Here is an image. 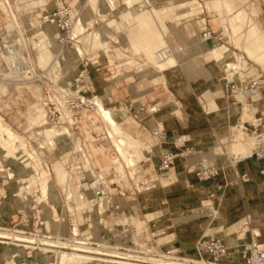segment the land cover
<instances>
[{"label": "rangeland", "instance_id": "rangeland-1", "mask_svg": "<svg viewBox=\"0 0 264 264\" xmlns=\"http://www.w3.org/2000/svg\"><path fill=\"white\" fill-rule=\"evenodd\" d=\"M24 1H25L24 3H30L31 5H36V9L38 10V12H40V14H42V11H44L45 9H50L56 4L55 0H46L47 5L45 7H42L41 5L44 2L41 0H24ZM59 1H65L70 4L72 0H57L58 4H59ZM90 1L91 0H78L79 7L77 9L73 7V4L71 2L72 11H73L72 13L76 15V23L78 25L77 26L75 23V27L77 26L76 27L77 30L74 27L75 33L76 31L78 32L76 34H79L80 32V35L76 38V39L79 38V43L76 42V44H78L81 47L84 58H88L90 60L93 57H95L92 60H96V59L101 60L100 62L101 64L103 63L107 64V69L112 68V70L107 71L106 68L103 69L102 66H99L101 69L105 70L104 72L105 76H102V79L106 80L109 76H112V74H110L111 71L112 73L113 72L116 73V70L119 69V73L122 75V78L119 80L117 84H115L114 82L111 83L112 89H115V90L111 89V91H114V93H116L118 90H121L122 88L132 87V89H134L133 87L135 84L140 85V88L142 90L139 92H131L127 96L120 95V94L112 95L113 97H117V100H114L116 104L113 103V105H116L117 108L120 106V104L123 105L126 102H131L133 104L141 105L144 110H140L141 111L139 113L140 120L138 121V123L144 122V124L150 125L152 127V130L147 131L146 129L142 127L136 128L137 130H135V127L133 126L134 128H131V131H134L133 137L131 135L127 136V134L124 132L121 133L123 134L122 136L126 138L127 142L129 141V143H132L133 140L134 141L136 140L135 142L136 144L134 143V145H137L138 143L142 141V143H140V145L137 146L138 147L137 150L138 151L141 150V151H139V153L137 152L138 155L136 154L133 156L135 158V159L133 158L135 162L134 163L135 168H133L134 165L127 166L125 160L121 156H119L117 152L115 151L113 143H111L112 140L110 137H108L109 135H107L108 134L107 131L109 128L108 125L106 126V123H103L105 124L104 126L97 124L95 126V129H93L94 135L97 138H102V140L99 139V141H96V142L104 143L105 146L108 148H111L112 146L114 153L110 155L112 156L115 154L116 156H118L117 162L115 164H112L110 162L111 156L109 155L108 166L111 169H109L108 172H105L104 174H102L101 172L102 170L98 171L97 168L93 169L91 165L92 162L90 159L92 158V154L88 151H85L84 149V145H83V142L85 140L84 134L89 133L88 132L89 124L87 122L81 121L80 129L78 128L76 130H72L71 132L69 130H67V132L59 133V134H55L53 132V134H55L54 136H51L53 135L51 133L50 135L51 138H49V141H50L49 147L53 145L56 140L63 138V137H64L63 141H65L66 143H61L53 147L51 150L49 149L47 152H43L41 151L40 149L41 145L39 144L40 140L42 139V133L38 132L37 130L32 132L31 128L26 127L27 126L26 123L27 124L28 122L32 123L33 120H31L32 118L30 119L31 114L28 111H26L24 103L23 102L20 103L21 101L18 99L15 100L14 103H12L8 100L9 95L5 93L0 94V100H3V103H1L0 101V107L8 109L6 110L7 116L4 117V121L9 123L17 131L15 133L19 135V138L22 140V142H25V139L31 142V145L37 150V152L41 156L42 161L47 163V165L49 166L51 170L50 171L49 168H46L44 165H43V168H39V170L41 171L44 170L47 172V176H46L47 181L45 182V185L48 190V198L46 199L45 202H48L47 203L48 209H51V210L56 209V211L50 212L49 210L41 206H39L38 208L36 207L31 208L33 204L35 203V200H37V198L39 197V192L36 190V187H34V183L32 182H30L28 184L27 189H25V191H28V190L29 191L28 192L23 191L22 195L19 197H16V199L15 197H13V195L21 191V190H17L19 187V184H17L16 182H13L11 184H3V187L7 185H11V186L5 187L6 198L3 200L2 199L0 200V202H2L0 206V212L3 214V216H0V226H5L11 229L20 228L19 226H14V223L12 222V221H15L16 223L18 222L17 221L18 219L16 217L17 210H20L22 208L24 209L30 208L31 211L28 212V214L33 215L35 214V210L38 209V212L43 215L44 220H48L49 218L51 219V221H49V225L51 228L50 230L54 232L53 233L54 235H56L55 232H57L58 235L65 236L67 238H70L71 236L74 235L76 237V240H79V238H86V240L98 241L99 243L102 242V243H105L106 245L108 244L111 246L112 245L119 246L120 244V246L128 247L132 253H136L139 255L147 254V256H152L155 258H181L182 257L184 258V260L185 258L188 259L190 256L192 257L193 255L190 254L191 253L190 249L183 250L181 241L185 238L184 237L182 238L180 236L181 232L178 228L185 229L183 234H188L190 230H192L193 223L201 225L203 230L208 229L207 228L208 216L209 214L212 213V211H214V208L212 206L213 202L210 201L212 199L208 197V192H207V189L213 188L212 185H210V179L212 178L202 177V179L199 180L198 176H196V172L200 166L202 165L206 166L211 161L203 157V154L208 153L209 144H211V141L216 140V137H213V136L211 137L193 136L191 133L193 122L192 120H190V118L194 115H197L196 125L199 127L207 125L208 124L207 121L210 120V116L212 114L207 110V108H209V103L210 104L211 102L213 103V100L215 97H217L215 98V101L217 103H219L220 100L225 99L228 103V107L232 109L231 99H230L231 95L229 91L224 87V83L227 80L233 79V78L230 77V75L232 74L230 73L231 71H229L230 70L229 68L225 70L221 68L219 65H216L215 63L212 64V68L210 70H206L204 68V72H201V73L206 78H212L214 80V84L220 89V91H217L216 93H214V95L216 94V96H214V98L211 99L210 102L208 103L207 97L204 94H201L200 96L198 92L190 90V87H189L190 79L188 78V75L182 70V64H184L186 61L191 60L192 58H196L198 63L202 67H205L207 65V62L209 61L207 59H206L207 62L205 61L204 55L207 56V52L213 48L212 45L209 43V39H213L215 46H221L224 48L226 47L225 49H228L229 51H233L236 55L238 54L237 56H241L245 59L247 64L242 67L244 73L247 72L249 74L250 72L249 75H252L257 72H264V68L261 64L248 58L245 55V53L240 51L241 49H239L236 43L237 42L236 36L239 32L234 34L235 35L234 36L233 35L234 32L230 29L231 22L229 18L232 16V13L226 12L223 8L222 9L219 8L217 15H215L214 12H207L206 9L204 8L203 12H201L200 14L197 13L198 17L203 18L204 20L201 23L196 24V26L190 25L188 27L189 29L188 34L183 32L181 33V37L176 40V42L182 46L184 43H189L194 40L203 41L200 32L201 30H203L204 27H210L211 30L214 32V34H212L211 38H209L208 40H205V45L203 47H200L197 50V53L194 54L190 49H187L185 53H184V50H182L179 53L176 52L174 50L175 47H173L172 40H169V42L172 43L171 45H169L167 41L168 37L166 38V36H167V28L169 27V30L174 28V25H175L174 22L180 21L182 24H180L178 28H181V26L185 24L184 21L186 18H191L189 20L190 22L197 20L198 18L194 19V16L196 17V12L194 13V11L193 12H191V10L186 11L184 8L183 9L180 8L179 11H181L182 13L181 12L176 13V10H175L174 11L175 13L174 12H171L172 14L165 13V14H162V17L159 15L158 17L157 15L155 17L154 8L159 7L160 5H164L162 4V2H159V0H157L156 2H153L151 5L148 6V0L147 2L144 0H134L137 3L138 2L143 3V5H145V7L148 10L149 8H151L150 13L151 12L154 13L153 14L154 17L152 18L150 15H148V26L150 25L149 28L147 24L146 26L137 25L134 22L135 23L134 25L132 24L133 22H131L132 28L130 27L131 24L129 23L130 29L126 31L122 27L117 25L119 23V20L117 18L119 16L120 8H117L116 3H114V5L112 4L113 5L112 6L110 5L108 1L105 0L106 4L102 6V5H98L99 0H95L97 3H95L94 0H92L91 2ZM119 1L121 2L122 0H119ZM124 1L125 0H123L122 3H125ZM177 1H188V0H177ZM199 1L201 3H205L204 2L205 0H199ZM211 1H214V0H211ZM9 2L11 4V8L13 7V9L10 8V10L13 13L15 12L14 15L19 23V28H22L20 29L21 31L20 33H22L26 28H28L27 25L29 21H27V18L24 17V14H25L24 12H26V10L27 11L29 10L25 6L16 5L17 4L16 0H9ZM234 2H235V7H234L235 11L239 8L247 9L248 2H252L253 4L261 7V11L260 13H258V15H255L253 13H250V15L252 16V18H254V20H257L259 22L261 29L264 33V0H234ZM91 3L93 5L95 3V6L97 4L95 12H94L95 6L91 7ZM156 4L157 6H155ZM88 5L90 6V8H86V9H88V12H89L88 14L90 17L88 16V19L87 20L85 19L86 20L85 22H81L80 20L78 21V13H80L81 10L84 9ZM121 9H123V5L121 6ZM183 10H185L184 11L185 13L183 12ZM105 11H109L110 14L106 15L104 13ZM219 11L220 13L222 12L221 14L223 15H220ZM8 12H9V8H8ZM19 12L21 13L19 14ZM186 13H188L190 16L187 15ZM166 15H171V16L173 15V16H172V21L168 23V26L164 27L163 19ZM176 15H177V18L174 17ZM182 15H186V16H182ZM0 16H3L1 11H0ZM220 16H223L224 18L226 17L225 19L223 18V20L229 23H226L224 21L221 24L220 22L222 19L220 20L221 18ZM173 17L176 19H174ZM159 20H161L162 22H160ZM0 24H3V23L1 22ZM151 26H154V28ZM225 26L227 28H225ZM50 28H51V32L52 33L55 32V36L57 37L58 32L53 27L50 26ZM97 28H105L110 32V34H108L107 37H109L108 41H109V45H111L110 49H112L113 51L112 56H116V57L121 56V55H126V54L128 55L129 49H128L127 37L130 40L131 35H134V33L136 34L139 33L137 37L133 38V39H136L135 43L137 45L134 47V49L130 50L133 56H131V59L129 60L128 63H126V65L123 64L124 63L123 59H120V60L115 59L113 63L107 62V55L103 53L104 50H109V49H104L106 46H108L107 38H102L99 32L97 33L98 35H96L97 37L95 38L96 42L94 41V39L92 40L93 42H95V44H93V42L88 43L87 40L82 39V38H85L87 33L91 32L92 30H96ZM135 28L137 30H135ZM144 28L147 30H145ZM244 28L242 27L243 30ZM139 29L140 30L144 29V30L143 31L141 30L139 32ZM82 30H84L83 33H82ZM243 30L240 31L238 36L242 33ZM120 31H123L124 33L121 36H119V39H121V41L119 42L120 44H119V43H115L114 40L117 39L116 35H119ZM128 31L129 33L132 31L129 36L126 33ZM230 31L232 32V34ZM159 32L161 33V35L163 33L164 34L161 36ZM143 33H146L145 36L141 35ZM150 33L152 34L151 36H150ZM8 34L10 36H16V32L13 29ZM156 34H159V36L157 35L158 38H156L155 36ZM24 35H25L26 40H25V43L22 41L21 44L23 43L25 44L23 47L29 51L30 58L36 64H39L41 62L40 64L42 66H46L45 64H48L50 62L49 60L54 58L53 50L55 48L52 46L53 44L52 43L49 44L46 41V44L51 47V51H52L51 56L50 55L47 56L46 54H44L43 56H40L37 59V57H35L36 55L34 53L33 46L31 45V41L29 39L30 37L29 32L24 31ZM139 35L141 38L139 37ZM146 35H148V37L150 36L149 37L150 39ZM142 36H144V38ZM146 37L148 39H146ZM218 37H220L221 39H219ZM84 41L87 42L88 45L92 44V46H90L91 50L87 46V43L84 44ZM148 42H149V46H147ZM164 42L166 45H168L169 49L172 51V55H173L172 57L174 58L172 59L171 57V60H174V62H176V65H178V69H180L183 72L184 81L186 84L185 88L183 86L180 87L182 96H184L185 98L178 96L177 99L183 105L184 112L188 116V118L186 119V121H183V119L180 117L181 116L180 113H176L175 116L172 118V122H173L172 128H167L165 123L169 115L171 114V112L177 109L176 104L172 102L170 104L163 105L162 103H165V101L167 100L166 92L157 85L156 86L150 85L147 78H137V72L133 69V68H135L136 70L142 69V64L144 61H147V64L151 65V62H149L150 57H147V56H151V53L154 52L157 48H159L162 45H165ZM72 43L73 44L71 46L68 45V46L62 47L61 50L62 52H65V51L67 52V59H73L71 63L74 66V62H75L74 60L77 59L75 48H77L78 46L75 45L73 41ZM143 43L146 45H144ZM99 44L102 46H100ZM94 45L97 47L95 48ZM144 49H147V50H144ZM97 54H99L100 56L98 57ZM103 58H105L104 61H102ZM56 59L58 60V63H59V57H57ZM129 64L131 65V67H129ZM0 65H2L1 61H0ZM60 65L61 63L59 64V66ZM117 65H120V66L118 68H114ZM72 69L69 70V73L71 75H69L68 78H71L73 74ZM143 69L154 71V69L151 66H148ZM91 70L93 74L97 72L95 67L93 66H91ZM1 75L2 74L0 72V77ZM129 77L135 80L133 82H129L128 80ZM4 83L5 85H7L8 91L13 89V87L16 85L14 84L13 81L12 82L5 81ZM26 83H29V82H26ZM94 84H95V89H98L99 85L96 82V80L94 81ZM148 89H150V91H147ZM211 89L213 90L214 87H211ZM95 97H97L99 100H102L100 96L97 94L95 95ZM140 97H143L142 100L138 99ZM201 97L203 98L202 99L203 102H201L200 100ZM191 101H194V103L196 102V104H192ZM204 102L205 103L207 102L208 107L207 106L204 107L205 106ZM198 103H200V108L204 107L206 109L205 112H201L202 110L200 111ZM254 107L256 108V106H253L251 109H253ZM119 110H121L120 107H119ZM232 110L235 113V110L234 109ZM17 113H19V115ZM83 114L85 116H88V121L91 123L96 122V120L98 119H101V117L97 115L96 111L95 112H84ZM126 115L130 116L128 114ZM249 118L250 116L243 115V117L240 118V120L241 119L248 120ZM237 120H238V116H235L234 120L232 121L228 120L223 126H226L228 125V123H231L234 128H237L238 125L235 126V124H237ZM159 122L163 123L164 125L163 129L159 127L158 125ZM105 126L107 128H105ZM227 128L228 126L223 127L222 129L218 130V134L220 135L222 140L224 139L223 141H225L226 138H227V141L231 139L233 141L235 134L231 133L229 130H227ZM55 129H59L60 131L63 130L57 127ZM121 130L125 131L123 128H121ZM167 130L170 131L169 134H167ZM154 132H156V134H154ZM220 132L223 134H221ZM68 133H70V135ZM119 134L120 132L116 135L119 136ZM103 136H105V139H103ZM66 137H70L71 139L68 141ZM183 137H185L184 140H182ZM127 138L130 140H128ZM131 139L133 140L131 141ZM72 140L75 144L72 142ZM198 140H201V142ZM188 141H190L191 144L185 145L186 142ZM232 141L230 142V145L231 143H235V141L237 142V140L235 139L233 142ZM228 144L229 142H225L223 145L224 146L226 145L227 147ZM255 144H256V138L254 137L252 145H250L248 148H251L252 146L254 147ZM17 145L19 146L18 153L25 154L26 152H24L23 147L21 146V141H18ZM69 145L70 146L72 145V147L74 146V148H72L73 153L70 155V159L68 158L70 160L69 161L70 166L66 167L60 160H61L63 149H66V147ZM76 145H78L81 150ZM161 145H162V148L164 147L165 149L170 148V146L173 147L174 150L172 152L176 154V156L174 157L173 162L171 164V166H173L174 168V172L171 173V179L168 182L162 183L160 185V188L158 189L159 193L155 195V199L159 202L158 207L160 208L161 206L162 210L161 212L156 214L155 220H158V221L154 222L153 220H149L146 214L148 212H151L156 206L155 205L150 206V207L147 206L145 204V200L146 199L150 200L149 191L152 189L153 192H155L156 189L150 184V182H147L149 180V174L145 173V170L148 167H152V172L155 176H161L162 179L168 178L169 174L167 172L160 174L157 171L158 162H155L154 160L151 161L148 155L149 154L148 151L150 148L157 147V149L159 150H157L156 152L158 153V158H159L160 152L163 150V149L161 150ZM230 145L228 146V150L231 152V150L229 149ZM187 146L193 148L194 152L192 154L185 155L183 153L184 148ZM78 150L80 153L77 152ZM2 152H3V149L0 147V154ZM234 152L239 153L238 150H235ZM8 161L10 162L9 159ZM93 162H94V159H93ZM15 164H16V161L12 160V162L9 163V166L13 167ZM52 164L53 165L55 164L56 166L54 165L52 167ZM90 165H91V168L94 170V172L98 171L97 176L95 173H89L88 167H90ZM31 166H32L31 164L28 165L27 171L29 169H32ZM82 167H83V171L80 172V168ZM56 168H58V170H56ZM59 168L60 169L63 168L64 170H66L65 172L66 174L69 172L68 175L70 174L69 175L70 177L66 174L64 175V172L62 170H59ZM118 168H120V170ZM105 169L106 168H103V170ZM58 171L60 172V174L63 172V176H67L69 178L65 179V177H62V174L60 176ZM55 172L58 174H56ZM72 173L75 175H73ZM10 174L11 175L7 176L9 183L14 180L19 179V177L15 173L12 172ZM100 174L101 176H103V178L101 177L99 178ZM54 175H55V179H54ZM136 175L139 176V177L137 176L138 179H135ZM56 176L60 177V179L58 177L56 178ZM3 177H4L3 173H1L0 182L2 181ZM62 178H64L65 180ZM111 179L113 180V182L110 181ZM69 182L72 185L71 187L75 189H77V186L79 184L78 182L84 184L86 186L84 189L89 190L90 194L93 195L94 199H96V197L93 194V190L90 186V183L93 185L109 184V186L113 188L112 191L109 189H106L105 195H101V196L104 198V200L107 199L106 202L108 204H109V201L107 197H111V198L115 197L117 198V202L114 203L110 208H107L108 207L107 203L105 202L106 205H103V202L100 199L101 197L98 196V199L96 200V204L94 205L91 198L86 197L83 192L78 191V193L83 194L84 197L83 199L78 200L73 203V206H74L73 210L75 213V217L77 216L76 217V220L78 221L77 223L78 225H81L83 227V230L79 231L78 233H73L71 216L69 214L68 205L65 199V196L67 195L65 194V192H67L66 185ZM63 184H64V189H63ZM200 185L203 188H200ZM2 194H4V192H2ZM24 194H27V201L25 202H23ZM195 199H196V203L193 204L192 201ZM85 200L88 202H86ZM3 202L5 203V206ZM85 202L89 203L88 206L86 205ZM82 203H84L83 204L84 206L82 205ZM102 205L103 207H101ZM76 211L77 212L80 211V213L79 212L76 213ZM192 211L197 215V218L194 219V221L192 217L193 215ZM58 213H62L61 217L63 218V221H61V224H60L61 226H59L58 223L55 222L58 220L57 218ZM82 218H83V221H82ZM136 218H139L143 223V230H144L143 234L140 230L139 222L136 221L134 225L132 221V219L134 220ZM91 223H93L94 225H92ZM37 228H39V226H36V224H33L32 219H30L28 222L27 231L34 232V230H36ZM228 229L230 230L231 228L229 227ZM94 232L95 233L98 232L99 240L96 239V236L95 238L90 237V235ZM168 235L171 236L174 243L169 241L170 239L169 240L164 239V237ZM247 235H248V229L247 231L243 232L242 239L244 240L247 237ZM191 241L193 242L192 246L194 248L196 240H191ZM10 247L11 246L3 245L2 249H4L7 254L9 250H11V252L14 251V249L12 250L10 249ZM34 256L35 258L38 259V262L41 264L54 261V259L52 258L53 257L52 255L47 258H46V255L45 257H41V258L39 257V255H34Z\"/></svg>", "mask_w": 264, "mask_h": 264}, {"label": "bare ground", "instance_id": "bare-ground-1", "mask_svg": "<svg viewBox=\"0 0 264 264\" xmlns=\"http://www.w3.org/2000/svg\"><path fill=\"white\" fill-rule=\"evenodd\" d=\"M55 1H56L55 3H57V0H55ZM106 1H108L110 3V5H112V4L114 5V3H116V5L119 6L120 8H121V4L123 5V10H121V12L117 18L119 20V23L117 25L124 24L126 26L127 30L130 29L132 24L135 25V23L137 25H145V26L147 24V26H148V15H150L152 18L154 17V15H155V17H156V15H157V17H158V15L162 17V14H165V13L172 14L171 12H174L175 10H176V13L177 12L180 13L181 12V11H179L180 8H182V9L184 8L186 11L187 10H191V12L194 11V13L196 12V15H197V13L200 14L201 12H203V10L205 8L207 12H214L215 15H217L219 8H221V9L223 8L226 12L232 13V16L229 18V20L231 22L230 23L231 24L230 29L234 32L233 35L238 33V32L240 33V31L243 30L242 27L244 28V26H245L242 33L239 36H238V34H239L238 33L236 36L237 37L236 43H237V46L239 47V49H241L240 51L245 53V55L248 58L252 59L253 61H255L259 64H261L264 68V33L261 29L259 22L257 20H254V18H252V16H250V14L245 9H241L239 11H233V7L226 4L224 0H214V1L205 0L204 1L205 3H201L199 0L176 1L175 3H171L167 6L155 7L154 8L155 14L152 12L150 13L151 8H149V10H148L145 7V5H143V3H139V2L137 3L134 0H125L124 1L125 3H122L123 0L121 2L119 0H110V1L106 0ZM59 3H60V1H59ZM95 3H97V2L95 1ZM95 3H94V5L91 3V7L95 6ZM145 4H146V2H145ZM70 6H71V3H70ZM96 6H97V4H96ZM96 6L94 8V12H95ZM8 8H9V12H8ZM10 8H11V4H10L9 0H0V11L3 14V16H0V23L1 22L3 23V24H0V35L9 33L13 29L16 32V36H13V37L17 38V40L20 43L22 41L25 43L26 38L24 35V31L29 32L30 37H31V38L29 37V39L31 41V45L33 46V50H34V53L36 55L35 57H37V59L40 56H43L44 54H46L47 56L52 55L51 54V52H52L51 47L46 44V41L49 44L52 43L53 44L52 46H54V44L56 43V48L53 50L54 58L51 57L53 59H51V58H50L51 60L48 59L50 62L48 64H45L46 66H42L40 64L41 62L38 65L43 68V67H48L53 63L52 68H54V65L55 66L57 65L58 67H60L58 60L56 58L59 57L60 53H62V50H61L62 46L60 45L59 41H57L55 34L48 35V33H47L48 28L44 29V26L49 25V24L41 19L40 14L34 15L32 18H28V11L26 10V12H24L25 13L24 17L27 18V21H29V20L30 21L28 22V25H27L28 28H26L22 33H20L21 32L20 29H22V28H19V23H18L15 15H14L15 12L13 13L10 10ZM71 8H72V6H71ZM86 8H90V6L88 5V6H86ZM11 9H13V7ZM177 9H178V11H177ZM185 10H183V12ZM20 13L21 12H19V14ZM188 13H186V14L189 15ZM221 13L219 11V14L223 15ZM72 14H74V13H72ZM88 16L89 15L86 12L80 13V14L78 13V21L80 20L81 22H85L88 19ZM172 16L166 15L164 17V19H163L164 27L168 26V23H170L172 21ZM182 16H186V15H182ZM174 17L177 18V15ZM220 17H221L220 20L221 19L223 20L224 17L223 16H220ZM176 18H174V19H176ZM218 19H219V17H218ZM161 20H159V21L162 22ZM222 20H221V22L220 21H218V22H220L222 24L225 21V20H223V21ZM31 22H33L34 24L32 25ZM131 22H133V23L131 24ZM75 23H74V27H75ZM112 23H113V21H112ZM226 23H229V22H226ZM76 25H77V23H76ZM129 25H130V27H129ZM161 25H162V23H161ZM74 27H73L72 37L77 38L80 35V32H79V34H76L78 32L76 31V33H75ZM115 27H116V25H115ZM138 27H140V26H138ZM149 27H150V25L148 26V28ZM151 27L154 28V26H151ZM227 27H228V25H227ZM227 27L225 26V28H227ZM78 28H80V27H78ZM136 28H135V30L138 29V28L137 29ZM76 30H77V28H76ZM141 30L139 29V32ZM145 30H147V29H145ZM132 31H134V30H132ZM169 31L170 30L168 27L167 28V34L169 33ZM98 32H99L98 29L92 30L91 32L86 34L85 38H82V39L87 40L88 43L93 42L92 41L93 39L96 42L95 38L97 37L96 35H98L97 34ZM126 33L128 36L130 35L129 31ZM146 33H147V31H146ZM146 33H143L141 35L145 36ZM99 34H100V32H99ZM138 34L134 33V35H131L130 38L133 40V38L137 37ZM231 34H232V32H231ZM148 35H146V36L148 37ZM151 35L152 34L150 33V36ZM157 35L159 36V34L155 35L156 38H158ZM160 35H161V33H160ZM144 36H142V37L144 38ZM139 37H140V35H139ZM147 37H146V39L149 38V37L148 38ZM163 38H165V37H163ZM76 40H77V42H79V38ZM164 41H166V40H164ZM87 42L84 41V44H86ZM95 42H93V44H95ZM24 43L21 45L24 46L25 45ZM74 43H75V45L78 46L77 48H75L76 55L83 57V51H82L81 47L78 44H76V42H74ZM88 43H87V46L91 50L90 46H92V44L88 45ZM97 43H99V42H97ZM100 44H102V43H100ZM155 44H156V42H155ZM164 44H165V42H164ZM140 45H142V44H140ZM144 45H146V44H144ZM100 46H102V45H100ZM147 46H149V42H148ZM96 47L97 46H95V48ZM164 47L168 48L169 53L165 56L164 59L158 60L156 58V54L161 50V48H164ZM212 47L213 48L207 52V56L204 55L205 60L207 59L210 63H215L216 65H219L221 68H223L225 70H227L229 68L230 69L229 71H231L230 73L232 74V75H230V77L235 78L237 81H239L245 75L250 74V72L248 74L247 72L244 73V71H243L242 67L247 64L243 57L237 56L238 54L236 55L233 51H229L228 49H225L226 47L225 48L221 47V46H212ZM144 50H147V49H144ZM180 50H181V47L176 49L175 51L179 52ZM176 52H175V54H176ZM172 56H173L172 51L169 49L168 45H166V44L162 45L159 48H157L154 52H152L151 56H147V57H150V60L149 59L148 60H149V62H151V65L147 64V61H145V63L142 65V68H146L148 66H151L154 69V71L163 72L165 75H168L169 72L171 70L175 69L177 66L176 62H174V60H171ZM173 58L174 57H172V59ZM0 72L2 74L0 77V94L5 93V94L9 95L8 100L12 103H14L15 100H17V99L24 103L26 111H28L31 114L30 119L32 118L31 120L34 121V122L32 121V123L27 121L28 124L26 123V125H27L26 127L31 128L32 132L37 130L38 132L42 133V139L40 140L39 144L41 145L42 148L48 150L49 142H50L49 138H51V136H54L55 134L67 132V130L60 131L59 129H55L56 127H53L51 125H44L43 108H42L41 104L38 102V99L40 98V87H39V85H34L31 83H26V81H24V80H19L20 78H18L9 69L8 65H6V64L0 65ZM5 81H11V82L13 81L14 84H16V85L13 87V89L8 91L7 85H5V83H4ZM201 93L207 97L208 103L210 102L211 99L214 98V96H216V94L214 95V93H216V92H213L209 88H206L205 90L201 91ZM94 102L96 104L95 111H96L97 115L99 117H101V119L104 121L103 123H106V126L108 125V127H109L108 131H107V133H108L107 135H109L108 137L111 138V140H112L111 143H113L115 151L117 152V154L119 156H121L125 160L127 166H133L135 163L134 162L135 158L133 156L136 155L137 152L139 153V151H141V150H139V151L137 150V148H138L137 146L140 145V143H142V142H140V143L137 142L138 143L137 145H134L136 140L134 141L133 139H131V141L133 140L132 141L133 144L129 143V141L127 142L126 138L124 136H122L123 134H121V133L124 132L127 134V136H130V134L127 133L126 131L121 130L122 127L113 117L111 110L108 107H106L104 105L103 101L99 100L97 97L94 98ZM215 108H216V105H215V102L213 100V103L212 102H211V104L209 103V110H212ZM175 112L180 113L179 110H177ZM85 118L88 120V116H85ZM26 120H28V119H26ZM257 121H258L257 119L251 120L250 118L248 120L241 119L239 121L237 128L230 127V126H229V128H227V130H229L231 133L235 134L234 136L236 138L232 137L233 141H234V139L237 140V142L235 141V143H231L230 148H229L231 150L230 153L237 154L238 152L235 153L234 151L238 150L239 154L247 155L251 151L253 146L251 148H248V147L250 145H252L253 139L256 136L253 135L250 131H246L245 129L250 128L252 126V124H257ZM106 126H105V128H107ZM53 132L55 134H53ZM119 132H120L119 136L116 135ZM51 133L53 135H51ZM68 134L70 135V133H68ZM221 134H223V133H221ZM128 140H130V139H128ZM18 141H21V146L23 147L24 152H26L25 154H21V153L19 154L18 153V148H19V146L17 145ZM75 142H76V140H75ZM76 146L80 149V147L78 145H76ZM0 147L3 149L1 156L10 157L13 159V161H16V164L13 167H11V166H9V163H7L4 160V158H0V172H3V176H4L1 183H9L7 176L11 175L10 173H12V172L15 173L19 177V179H18L19 181L14 180L12 182H16L17 184H19V187L17 190H21V191L14 194L13 197H15V199H16V197L21 196L23 190L27 189L28 184L30 182H32V183H34V187H36V190L39 192V197H38L37 201H39L40 206L44 207L45 209L49 210L50 212L56 211V209H54V210L48 209V205H47L48 202H45L46 199L48 198V190H47V187L45 185V182L47 181V177H46L47 172L44 170L41 171L37 167L36 157L38 154H37L36 150L33 149L31 147V144H29L27 141L22 142V140L19 138V135H17L15 133L14 129H12L10 126L6 125L4 123V121L1 119V117H0ZM72 148H74V146ZM222 151L223 150H221L220 152H222ZM110 159H111L110 162L112 164H115L117 162L118 156H116L114 154L110 157ZM29 164L32 165L31 168L33 170L29 169L27 171V167ZM54 165L52 164V167ZM58 167H60V166H58ZM61 167H63V166H61ZM224 167L227 168V165L224 164ZM133 168H135V165ZM118 169L120 170V168H118ZM56 170H58V168H56ZM59 170H62L64 172V175L66 174L65 173L66 170H64L63 168H61V169L59 168ZM63 172L61 173L62 177H65V179L70 177L69 176L70 174L68 175L69 172L66 174L69 177L63 176ZM56 174H58V173H56ZM61 174L59 172L60 176H61ZM57 177L58 176H56V178ZM100 177L103 178V176H101V174H100L99 178ZM120 177H121V175H120ZM58 178L60 179V177H58ZM62 179H64V178H62ZM112 179L110 181L113 182ZM12 182H10V183H12ZM102 182H104V181H102ZM160 182H161V184L165 183V182H167V179L160 178ZM58 183H59V181H58ZM63 189H64V184H63ZM66 189H67V192H65V194H67V195L65 196V199H66V203L68 205L69 214L71 216L72 231H73V233H78L79 231L83 230V227L81 225H78V223H77L78 221L76 220L77 216L75 217V213L73 210V207H74L73 203L78 201V200L83 199L84 196H83V194L78 193V191L75 188L71 187L70 182L66 185ZM100 190L101 191H99L98 196L101 197L100 199L103 202V205H106L107 199L104 200V198L101 196V195H105L104 188H101ZM64 191H66V190H64ZM98 196L97 195L95 196L96 200L98 199ZM98 201H100V200H98ZM86 202H88V201H86ZM83 204L84 203H82V205ZM88 204L89 203H86L87 206H88ZM100 204H101V202H100ZM79 205H78V207H79ZM103 205L101 207H103ZM107 205H108V203H107ZM76 207H77V205H76ZM77 210H78V208H77ZM78 212L80 213V211H78ZM78 212L76 211V213H78ZM44 223L48 227L49 221L46 220V221H44ZM254 232L256 234H259V231L256 229H254ZM55 234L56 235H54L53 238H51V237H34V236L19 234V233L12 231V230L10 231V230H1L0 229V240L2 242H5L4 239L21 241V242H23V245L25 247H30V248H32L33 245L36 244L39 247V249L43 250L46 253L45 254L46 258L51 256L49 254V252H51L52 256H54V258H55L54 261H50V262L45 263V264H208V263H200V262H194V261L190 263V261L187 260L186 258H185V260L182 261L179 258H155L152 256H147V254L139 255L136 253H132L128 247L120 246V244H119V246H117V245L111 246V245L107 244L108 245L107 246L105 243H102V242L99 243L98 241H92V240H86V238H79V240H76V237L74 235L71 236L70 238H67L65 236L58 235L57 232H55ZM201 240L202 239H198L195 242V245H194L195 255L199 251V245H200ZM10 249L13 250V248H11V247H10ZM66 249H68V250H66ZM7 254L8 255H7V258H6V261L4 264H16L17 258H18V250H14L12 252H11V250H9V252H7ZM56 258H57V260H56ZM241 264H244L243 256H242V263Z\"/></svg>", "mask_w": 264, "mask_h": 264}, {"label": "crops", "instance_id": "crops-1", "mask_svg": "<svg viewBox=\"0 0 264 264\" xmlns=\"http://www.w3.org/2000/svg\"><path fill=\"white\" fill-rule=\"evenodd\" d=\"M149 1L150 0H148V3H149ZM156 1L157 0H155V2ZM176 1L177 0H159V2H162V4H164V5H160V6H167L171 3H175ZM224 1L226 4L232 6L234 9V7H235L234 0H224ZM24 2H25L24 0H16V3H17L16 5L27 7V9L29 10L28 11V18H32L34 15L40 14V12H38V10L36 9V5H31L30 3H24ZM71 2H72L73 7L75 9H77L79 7L78 0H72ZM105 4H106L105 0H99V2H98V5L104 6ZM247 5H248V7L245 10H247V12L249 14L253 13L255 15H258V13H260V11H261L260 6L255 5L252 2H248ZM121 6H122V4H121ZM155 6H157V4ZM117 8H120V7L117 6ZM241 9H244V8H239L236 11H239ZM121 10H123V9L120 8V12H121ZM233 11H235V9ZM84 12H86L87 14L89 13L88 9H86V7L84 9H82L80 13H84ZM120 12H119V14H120ZM104 13L106 15L110 14L109 11H105ZM195 18H198V19L194 20L193 22L189 21L191 18H186L184 21L185 24H183L181 26V28H178V26L180 24H182L180 21L174 22L175 23L174 28L170 29L169 33L166 36V38L168 37L167 41H168L169 45H171L173 43V47H175L174 50L182 47L183 49L181 48V50L179 52L184 50V53H185V51L187 49H190L194 54H196L197 50L200 47H203L205 45V40H203V41L202 40H197V41L194 40V41L189 42V43H184L183 46L179 45L176 42V40L181 37V33L185 32L188 34V32H189L188 27L190 25L196 26V24L201 23L204 20L203 18H199L198 15H196V17L194 16V19ZM31 24L33 25L34 23L31 22ZM119 26L122 27L124 30H127L126 26L124 24H119ZM45 28H48V31H47L48 35L55 34V32H53V33L51 32L50 25L44 26V29ZM97 29L99 30L102 38H107L108 46H106L104 49H109V50L103 51V53L107 55V62L113 63L115 59H118V60L123 59L124 60L123 64L126 65V63H128L129 60L131 59V56H133L132 52L130 50L134 49V47L137 45L135 43L136 39H133V40L130 39L129 40V38L126 36L127 40H128V49H129L128 55L126 54V55H121V56H117V57L112 56L113 51H112V49H110L111 45H109V41H108L109 37H107V35L110 34V32L105 28H97ZM83 32H84V30H82V33ZM117 33H119V32H117ZM123 33H124L123 31H120L119 35H116L117 39L114 40L115 43H119L121 41V39H119V36H121ZM169 40H172V43H170ZM209 43L212 46H215L213 39H209ZM53 47L56 48V43L54 44ZM97 56L99 57L100 55L97 54ZM72 60L73 59H67V52L66 51L60 53V55H59V64L61 63L60 68L63 69L64 71H66L67 77H69V75H71L69 73V70H71V68H74V66L71 63ZM144 63H145V61L143 62V64ZM212 64L213 63L207 62V65L205 67H202L198 63L196 58H192L191 60L186 61L184 64H182V70L188 75V78L190 79V81H189L190 86L189 87H190L191 91L198 92L200 94V96L202 94L201 91L205 90L206 88H209L210 90H212L211 87H214V89L212 90L213 92L220 91V89L214 84V80L212 78H206L201 73L202 71L204 72V68L206 70H210L212 68ZM209 65H210V67H209ZM100 66H102L103 69L106 68L107 71L112 70V68L107 69V64H104V63L101 64L100 63ZM119 66L120 65H117L114 68H118ZM129 67H131L130 64H129ZM103 69H102V71L105 72V70H103ZM133 69L137 72V78H147L150 85H154V86L157 85V86L161 87V89H163L166 92L167 100L165 101V103H162L163 105L170 104L172 102L176 104L177 109L174 110L173 112H171L168 119L166 120L165 124H166L167 128L173 127L172 118L175 116V114H176L175 111H177V110L180 111V115H181L180 117L183 119V121H186L188 116L184 112L183 105L177 99L178 96L185 98L184 96H182L180 87H182V86L184 88L186 87L183 72L180 69H178V65L176 66L175 69L171 70L168 75H165L163 72L144 70L143 68L140 70H136L135 68H133ZM72 73L74 74V71H72ZM110 73H112V71ZM73 74H72V76H73ZM121 78H122V75L119 73V69L116 70V73L113 72L112 76H109L107 78L109 81L107 79L106 80L102 79V76L96 77V79H97L96 82L98 83L99 88L95 89V93L100 96L104 105L111 110L112 115L115 118V120L132 137H133L134 131H131V128L135 127V130H137L136 128L142 127L144 129H146L147 131L152 130V127L148 124H144V122L138 123V121L140 120L139 113L141 111L137 112L136 118H132L130 116H127L123 111L119 110V107H121L122 104H120V106L118 108L116 105H113V103L116 104L114 100H117V97H113L112 95L120 94V95L127 96L131 92H139L142 90L140 88V85L135 84L133 87L134 89H132V87L122 88L121 90H118L116 93H114V91H111V89H112L111 83L114 82L115 84H117ZM128 80H129V82H133L135 79L129 77ZM112 90H115V89H112ZM147 91H150V89H148ZM142 98L143 97H140L138 99L142 100ZM215 98H217V97H215ZM215 98H214V102H215L216 108L212 109V110H209V108H207V110L210 113H212L210 116V120L207 121L208 122L207 125L202 126V127L197 126L196 125L197 115H194L190 118V120H192V122H193V127H192L191 133L193 136H198V137H201V136L216 137L217 142H216V140L211 141V144H209L208 153L203 154V157H205L208 160H211L209 163L214 164V165H218V166L221 165V167L223 169H226L224 167V164H223V158L219 156V154H220L219 152L223 148L222 145L225 142H227V138L225 141H223L221 139L220 135L218 134V130L222 129L223 127H227V125L226 126H223V125L228 120H231V121L234 120L236 115L232 110L233 107L231 106L232 109L230 107H228V103L225 99H222V100H220L219 103H217L215 101ZM202 99L203 98L201 97L200 98L201 102H203ZM0 101H1V103H3V100H0ZM18 103H16V104H18ZM20 103H22V102H20ZM191 103L196 104V102L194 103V101H191ZM198 105H199V109L201 111L200 103H198ZM204 105H205L204 107H206V106L208 107L207 102ZM134 106L141 107L142 110H144L141 105L134 104ZM146 109H148V108H146ZM256 110L258 112L264 111V98L263 97L256 104V108L255 107L253 108V112ZM17 114L19 115V113H17ZM243 115L250 116V114L248 113V109H247L246 105L243 106V110L241 112L240 118H242ZM0 117L4 121V119L2 118L1 115H0ZM82 121L86 122L85 120H82ZM4 123L6 125L10 126L11 128H13L6 121H4ZM158 125L160 128H162V129L164 128V125L162 122H159ZM229 126L233 127V125L231 123H228V128H229ZM14 131L17 132L15 129H14ZM88 132L89 133L84 134V136H85V140L83 142L84 149H85V151H88L92 154V158H90V159L92 162L91 165H92L93 169L97 168L98 171L102 170L101 172H102V174H104L105 172H108L109 169H111L108 166V157L110 154L114 153L113 148H112V146H111V148L106 147L104 143L96 142L94 136L90 133L89 130H88ZM169 133H170V131L167 130V134H169ZM63 138L56 140L53 145L48 147V150L49 149L51 150L53 147H55L56 145H59L61 143H66L65 141H63ZM66 138L68 139V141L71 139L69 137H66ZM184 138L185 137H183L182 140H184ZM25 141H27L29 144H31V142L29 140L25 139ZM198 141L201 142V140H198ZM72 142H73V140H72ZM188 144H191L190 141L186 142L185 145H188ZM31 147L33 149H35L32 145H31ZM40 149L43 152L48 151L47 149H44L41 147H40ZM162 149H163V151H173L174 150L173 147H171V146H170V148L165 149L164 147L162 148V145H161V150ZM157 150H159V149H157V147H152L149 149L148 155H149V158L151 161L154 160L155 162H158L159 158H158V153L156 152ZM36 152H37V150H36ZM77 152H79V151H77ZM72 153H73L72 145L67 146L66 149H63V151H62V156H61L60 161L66 167L70 166L69 165V161H70L69 159H70V155ZM37 154H38L36 157L37 167L43 168V163H44L46 168H49L47 163L42 161V158L38 152H37ZM0 158H4V160L7 163H11L13 160L10 157L1 156V154H0ZM8 159L10 160V162L8 161ZM93 159H94V162H93ZM91 165H90V167H88L89 173H95L97 176L98 171L94 172V170L91 168ZM103 168H106V169L103 170ZM49 170H50V168H49ZM236 170L239 173L246 171L249 174L250 179L245 183L241 182L238 185H227L225 188L216 191L215 197L212 200H210L211 202H213L212 206L214 208V211H212V213L209 214V216H208V220H207V222H208L207 228L208 229L203 230L201 225L193 223L192 230H190V232L188 234H183L185 229L184 228H178L181 232L180 236L182 238L183 237L185 238L181 241L182 248H183V250L190 249L191 255H193V256L195 255L194 248L192 246L193 242L191 240L197 241L198 239H203V238L209 237L210 235H218V234L220 235L223 231H225V233L227 235L231 232L239 231L242 224L246 221V219L243 216V210L246 211L248 214H250L251 218L253 220H255V223H262V225H258L256 230H258L260 233V237H259L260 241L264 242V171H259V169H257L253 165V162L251 160H244V161L238 163L236 166ZM82 171H83V167L80 168V172H82ZM84 171H86V170H84ZM173 172H174V168H173V166H171L167 170V173L169 174L168 178H165V179H167V182L171 179V173H173ZM1 173H3V172H0V174ZM145 173L149 174V180L147 182H150V184L156 189L155 192H153V190L151 189L149 191V199L150 200H148V199L145 200V204L147 206H149V207L153 206V205L156 206L151 212H148L146 214V216L149 220H153L154 222H156L158 220H155V216H156V214L161 212L162 207L161 206H160V208L158 207L159 202L155 199L154 195L159 193L158 189L160 188V185H161V182H160L161 176H155L152 172V167H148L145 170ZM225 174H228V176H229V173L226 172V170H225ZM73 175H75V174H73ZM137 176L138 175L135 176V179H138ZM227 177L224 178L220 174V175L210 179V185H212V187H213L215 184L216 185L217 184H223L224 181L227 180ZM54 179H55V176H54ZM2 180H3V178H2ZM1 182H0V193H2V192L5 193V187L11 186V185H7V186L3 187V184H11V183H1ZM78 183H77L78 186H77L76 190L79 192H83L86 197L91 198L92 202L95 205L96 199H94L93 195L90 194L89 190L84 189L86 187L84 184H82L80 182H78ZM72 184H73V182H72ZM105 186L107 189L112 191L113 188L110 187L109 184H107ZM104 191H105V189H104ZM107 198L109 201L107 208H110L114 203L117 202V198H115V197H112V198L107 197ZM192 203L193 204L196 203V199L193 200ZM1 204H2V202H0V206H1ZM4 206H5V203H4ZM61 206H62V204H61ZM94 208H95V206H94ZM154 212H155V214H154ZM82 213H83V211H82ZM61 215H62V213H58V216H57L58 220L55 221L58 223L59 226H61L60 224L62 221ZM81 216H82V214H81ZM192 217H193V221H194V219L197 218V215L193 212ZM82 221H83V218H82ZM132 221H133L134 225H135L136 221L139 222L140 230L143 234L144 230H143L142 221L139 218H136L134 220L132 219ZM91 224L94 225L93 223H91ZM229 227L231 228L230 230L228 229ZM222 228H224V229H222ZM245 231H247V228H244L242 231H240V233L234 232V233H231L225 237V240L231 246V248L228 250L227 256H226L228 262L222 261L223 264H241L242 263V256H241L242 254L241 253L245 250V244L247 243L248 238H249V236L247 235V237L244 240L242 239V234ZM210 233H214V234H210ZM95 236H96V239L99 240L98 232H96V233L94 232L90 235L91 238H95ZM164 239L165 240L170 239L169 241L174 243L173 239L169 235L164 237Z\"/></svg>", "mask_w": 264, "mask_h": 264}, {"label": "built area", "instance_id": "built-area-1", "mask_svg": "<svg viewBox=\"0 0 264 264\" xmlns=\"http://www.w3.org/2000/svg\"><path fill=\"white\" fill-rule=\"evenodd\" d=\"M147 2V0H144ZM42 7L47 5V1L43 0ZM155 2V0H150L148 6ZM43 21L47 22L51 27H53L58 35L56 37L62 47L71 46L73 42H77L76 37H72L74 23L76 22V15L72 14V8L69 3L65 1H60L59 4H55L50 9H45L40 14ZM203 40H208L211 38L214 32L210 27H204L200 32ZM221 39L220 37H218ZM79 43V42H77ZM169 53L168 48L164 47L156 54L158 60H162ZM93 57L92 59H94ZM84 57L77 56L75 59L74 74L71 78H68L66 71L60 69L58 66L52 68V64L48 67H40L38 64L33 62L30 58L29 51L24 48L17 38L10 36L8 33L0 35V61L2 64L8 65L9 69L18 77L19 80H24L34 85H39L40 87V98L38 102L43 108V122L44 125H51L63 130L80 129L81 121L85 120L88 125V130L94 136L95 141L102 140V138H97L94 135L93 129L97 124L104 126L101 119L96 120V122H89L85 116L84 112H95L96 104L94 102L95 98V84L94 81L96 77L105 76L102 69L99 67L101 60H92ZM103 58L102 61H104ZM91 66L95 67L96 73L93 74ZM112 74V73H110ZM224 87L229 91L231 95V105L235 110L236 116H238L237 126L240 121L241 112L243 106L246 105L248 113L250 114V119H257V124H252L250 128H246V131H250L256 137V144L251 149L247 155L242 154H232L228 150L231 140L227 141L229 144L223 146V151L220 152L219 156L223 158V164L227 165L226 169H223L221 165H214L209 163L208 165H202L196 172L199 180L202 177L214 178L218 175H222L224 178L228 176L225 174L229 173L227 180L223 184H215L213 188L207 189L208 197L213 199L217 190L225 188L227 185H238L239 183H245L250 179L249 174L246 171L238 172L236 166L238 163L244 160H251L253 165L259 169V171H264V111H254L251 109L256 106L258 101L264 98V72H257L252 75H245L239 81L235 78L229 79L224 83ZM121 111L125 114L130 115L132 118H136L138 111L142 110L141 107L134 106L131 102L124 103L121 107ZM3 107H0V115L4 119L7 116V112ZM202 112L206 109L201 107ZM258 115V116H257ZM156 134V132H154ZM105 139V136H103ZM227 144V143H226ZM194 152L192 147H185L183 153L185 155L192 154ZM172 151H161L158 160L157 171L160 174L167 172L170 168L174 157ZM44 165V163H43ZM45 166V165H44ZM46 167V166H45ZM93 190L94 196H98L101 187L105 190L107 189L104 184L93 185L90 183ZM200 188H203L200 186ZM31 189V188H30ZM25 191V190H23ZM29 191V190H28ZM25 191V192H28ZM6 194L0 193V200L5 199ZM38 200V198H37ZM35 200V203L31 208H38L40 206L39 201ZM27 201V194H24L23 202ZM34 202V201H33ZM31 209H20L17 210L16 217L17 223L14 226H19L20 228L11 229L5 226H0L1 230H12L19 234L34 236V237H54V232L44 223L43 215L35 210V214L29 215ZM0 216L3 214L0 212ZM243 216L246 221L242 224L239 231H234L235 233L242 231L244 228L248 229V241L245 244V250L241 253L244 259V264H264V242L260 241V233L256 234L254 229L262 223H255L246 211L243 210ZM32 219L33 224L39 226L34 232L27 231V226L29 220ZM63 221V218H61ZM47 221H51L49 218ZM53 222V221H52ZM231 232V233H234ZM229 233V234H231ZM214 234V233H211ZM228 234V235H229ZM225 231L220 235H210L200 241L199 251L196 255L190 256L187 260L191 262H200L208 264H222V261H227V252L231 246L225 240L228 236ZM5 242L0 240V264H4L7 258L5 250L2 249L3 245L11 246L14 250H18V258L16 264H41L34 255H39V257H45V252L35 244L32 248L25 247L23 242L11 239H4ZM236 246V245H235ZM52 255V253H49ZM54 260V256L52 257ZM182 261L184 258H179Z\"/></svg>", "mask_w": 264, "mask_h": 264}]
</instances>
